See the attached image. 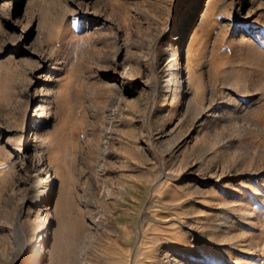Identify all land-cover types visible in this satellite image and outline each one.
Wrapping results in <instances>:
<instances>
[{
	"label": "rangeland",
	"instance_id": "1",
	"mask_svg": "<svg viewBox=\"0 0 264 264\" xmlns=\"http://www.w3.org/2000/svg\"><path fill=\"white\" fill-rule=\"evenodd\" d=\"M0 264H264V0H0Z\"/></svg>",
	"mask_w": 264,
	"mask_h": 264
}]
</instances>
